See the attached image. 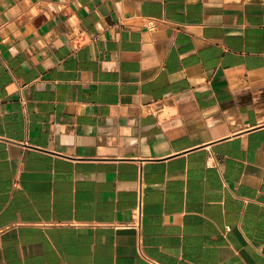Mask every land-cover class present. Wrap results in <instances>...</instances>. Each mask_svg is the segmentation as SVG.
Masks as SVG:
<instances>
[{"label": "crops", "instance_id": "1", "mask_svg": "<svg viewBox=\"0 0 264 264\" xmlns=\"http://www.w3.org/2000/svg\"><path fill=\"white\" fill-rule=\"evenodd\" d=\"M0 264H264V0H0Z\"/></svg>", "mask_w": 264, "mask_h": 264}, {"label": "built area", "instance_id": "2", "mask_svg": "<svg viewBox=\"0 0 264 264\" xmlns=\"http://www.w3.org/2000/svg\"><path fill=\"white\" fill-rule=\"evenodd\" d=\"M135 215H136V223L134 224L135 228H140L141 227V210L140 208H136L135 210Z\"/></svg>", "mask_w": 264, "mask_h": 264}]
</instances>
